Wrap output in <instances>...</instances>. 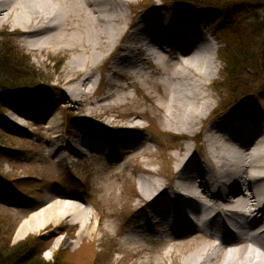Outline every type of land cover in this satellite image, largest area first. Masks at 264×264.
<instances>
[{
	"label": "bare ground",
	"instance_id": "6f19581e",
	"mask_svg": "<svg viewBox=\"0 0 264 264\" xmlns=\"http://www.w3.org/2000/svg\"><path fill=\"white\" fill-rule=\"evenodd\" d=\"M134 1L0 0V34L18 35L38 57L69 53L62 83L69 86V102L77 104L79 96L93 92L91 71L126 37L108 70L139 80L149 67L165 77L160 85L166 95L154 101L153 118L165 133L184 139L177 145L173 167H163L168 174L162 175L164 180L155 168H146L139 178L143 199L137 206L146 218L147 234L136 240L152 242L151 236L160 235V242L170 246L165 253L172 264H264L263 122L239 114L215 118L207 87L219 72L213 40L185 22L171 21L163 5L149 10L147 17L137 10L132 22L129 9L133 13ZM126 99L127 94L110 93L100 102L119 104ZM14 114L13 121L24 125L27 114L18 110ZM49 115L47 111L44 124L56 125V118ZM134 116L131 124L140 118ZM118 127L126 128L123 123ZM197 137L199 146L192 140ZM189 140L193 146L183 143ZM81 147L95 150L87 143ZM198 147L205 159L189 162ZM60 152L65 149L52 150L57 159L67 158ZM59 196L57 191L48 197ZM93 217L92 206L72 193L22 221L15 238L62 221L80 224L84 236L94 231ZM157 259L158 264H167L164 255ZM147 263L155 264L152 259Z\"/></svg>",
	"mask_w": 264,
	"mask_h": 264
},
{
	"label": "rangeland",
	"instance_id": "374dc122",
	"mask_svg": "<svg viewBox=\"0 0 264 264\" xmlns=\"http://www.w3.org/2000/svg\"><path fill=\"white\" fill-rule=\"evenodd\" d=\"M143 1H134L133 13L129 9L132 22L136 21L135 12L139 10V5ZM153 1L158 4L160 2V0ZM201 4L208 3L203 1ZM263 4L253 2L248 7L244 4L243 7L246 9L244 18L252 19L257 14L264 15ZM209 6L211 10L222 8L212 4ZM168 9L194 18L197 23H201L199 30L213 40L218 55L219 72L207 87L216 108L217 104L226 98L225 94L214 89L216 83L220 84L219 88H226L223 85L226 76L222 74L225 65L220 58L222 41L216 36L219 25L218 29L216 28L217 32L214 30V23L218 18L211 17L210 23L203 21L196 11L189 8L176 9L169 5ZM216 13L218 17L222 16V13ZM125 38H122L114 53L105 62H101L98 68L91 71L93 92L91 95L79 96L77 104L73 101L69 102L67 98L69 86L62 83V78L66 74L65 67L70 59L69 53L58 51L52 52L51 56L45 54L43 57H38L28 51L18 35L0 34V59L4 61L3 66L7 71L11 72L10 68L13 71L14 65L23 67L25 72L20 74L38 82L40 87H51L47 93L41 94L34 101H31L35 99L32 94H24L20 97L0 95V98L4 99L2 112L0 111V175L2 177L0 178V246L7 247L8 243L11 245L19 243L32 235H44L43 242L48 247L43 254L46 261H53L54 255L60 252L65 261L69 259L78 264H89L90 250L96 245V257L90 260L95 258L99 264H148L147 261L150 259L158 264L157 257L163 255L167 264H172L165 253L170 246H164L160 241L136 240V235L132 234L137 232L140 226L145 229L144 220L136 222L140 213L137 205L143 199L141 187L138 185L139 178L145 175L146 168H155L161 176L167 177L166 170L173 167L177 145L184 139L176 138L175 134H165L159 121L153 118L156 114L153 108L154 101H159L166 95L160 85L166 80L165 77L157 75L149 67H144L147 76L136 79L138 81L110 74L108 70L110 59L124 46ZM4 45L14 53L8 49L3 50ZM22 61L24 63H20ZM263 65L257 73L260 76L255 79V87L259 86V89L257 88L250 105L254 107L253 110L244 108L246 113H243L237 109L221 118L242 114L241 117L245 119L246 115H250L263 122L264 129ZM246 72H244L245 76ZM4 76L8 77L6 73ZM249 79L252 80L250 77ZM110 93L127 94L129 99L119 104H113L112 100L100 102L102 97ZM16 110L27 114L24 119L25 124L22 126L13 121ZM47 111L50 113V118H56V125L48 127L44 124ZM133 116L140 118L131 124ZM148 121H152L151 125ZM122 123L126 128L118 127ZM135 125L146 129L131 131L129 128ZM149 125L151 128L148 127ZM163 132L165 136L161 137ZM89 134L92 136L102 134L107 139L106 145L110 156L102 160L95 156L96 151L88 148L83 149L85 153L79 151L82 149L81 144L85 142L82 140L88 138ZM158 136L161 140L156 142L164 147L147 141L150 139L155 142ZM108 137L113 140L109 142ZM183 143L192 146L194 144L190 140ZM53 146L65 149L60 155L68 154L67 158L57 159L52 154ZM171 146L173 148H169ZM133 148L137 149L132 150ZM123 149L129 151L124 152ZM161 176L158 178L163 179ZM20 178L24 179L20 180ZM5 179L9 182L4 181ZM57 191L60 193L59 197H48L51 192ZM72 193L84 198L94 209V217L91 218L94 226L92 233L82 236L79 230L80 224H68L62 221L30 232L21 239L15 238V232L22 221L30 220L33 214L51 204L64 202ZM35 207L36 210L32 211ZM127 211L131 214L126 217ZM60 238L62 240L56 244ZM55 244L57 246L54 250Z\"/></svg>",
	"mask_w": 264,
	"mask_h": 264
},
{
	"label": "trees",
	"instance_id": "16d2710c",
	"mask_svg": "<svg viewBox=\"0 0 264 264\" xmlns=\"http://www.w3.org/2000/svg\"><path fill=\"white\" fill-rule=\"evenodd\" d=\"M172 1L179 4L195 2L192 4L203 7L201 10L210 7L211 4L222 7L217 9L223 11L222 18L218 21V24L221 22L219 36L224 44L220 54L225 65L224 70H222V74L226 76L223 85L227 88V97L231 105L243 101L252 92L255 83V76L249 75L246 71L259 72L264 64V15H256L252 19H246L244 18L246 9L243 5L245 4L248 7L250 3H264V0H202L201 2L208 3L206 5L201 4L200 0ZM203 11L202 13L206 15V11ZM7 49L4 45L3 50ZM8 51L13 52L12 49H8ZM20 63H24V61ZM4 64V61L0 59V73H3V75H0L3 76V78L0 77L1 90L17 91L39 87L38 82L20 74L25 72L23 67H15L14 65V70L12 71L10 68L9 71L11 72H8L7 68L3 66ZM244 72H246V76ZM5 73L8 77L4 76ZM46 247V243L43 242L42 238L34 235L26 238L23 242L20 241L12 245L8 243L7 247L0 246V264H78L69 259L68 261L63 260L60 252L54 255L53 261H46L42 256V250H40ZM90 251V258L95 257V246ZM90 258L88 259L89 264L95 263Z\"/></svg>",
	"mask_w": 264,
	"mask_h": 264
}]
</instances>
